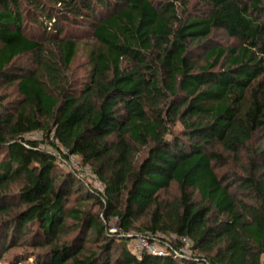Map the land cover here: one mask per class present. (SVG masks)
I'll list each match as a JSON object with an SVG mask.
<instances>
[{
	"label": "trees",
	"instance_id": "trees-1",
	"mask_svg": "<svg viewBox=\"0 0 264 264\" xmlns=\"http://www.w3.org/2000/svg\"><path fill=\"white\" fill-rule=\"evenodd\" d=\"M0 81V261L264 264V0H0ZM148 231L163 250L134 252Z\"/></svg>",
	"mask_w": 264,
	"mask_h": 264
},
{
	"label": "rangeland",
	"instance_id": "rangeland-1",
	"mask_svg": "<svg viewBox=\"0 0 264 264\" xmlns=\"http://www.w3.org/2000/svg\"><path fill=\"white\" fill-rule=\"evenodd\" d=\"M214 38L215 41L218 43H228L231 38H228L227 36H225L222 32H217L216 34H214ZM81 56H78V58L74 61L73 64V72L75 73V75L78 74H82L84 72V63L81 62ZM32 56L30 54L25 55V56H21L19 58H17L14 63L19 64V65H23L25 67L31 66L32 63ZM0 94H5V102H9L10 100H13L15 98L18 97V94L16 92V88L15 85H9L6 84L3 81H0ZM178 126V125H176ZM29 137H33V138H38L41 136V133L38 131L32 132L28 135ZM55 142L57 143V141L55 140ZM43 147H45L46 149L48 148L50 151L54 152L56 155L58 153V151L56 149H54L52 146H50L48 143L46 144H42ZM61 150L63 148H60ZM145 153V149L139 148V151L136 153L134 160H139ZM74 156V159L71 161H60L58 163V167L61 170H75L77 172V174L79 175V177H82L84 179V181L91 183L92 186L96 187L97 184H99L100 182L98 180H100L99 177L96 176V174L93 172V170L91 169V167L89 165H84L82 164V162L80 161L79 157L75 154H72ZM237 164L239 165V163L235 162L234 160H230L228 165H224V166H220V169H225V170H229V168H236ZM102 187L103 184L101 183ZM13 188H15L13 186ZM84 189V188H83ZM100 192H103V190L98 189ZM97 190V191H98ZM78 190H72L70 191L69 195V202L67 203L68 205L74 204L75 202H77L78 200H80L81 198H83V196L79 195ZM166 196L168 197H172L173 195H175L176 192V186L175 184H172L168 190L166 191ZM86 209H90L94 214H98L101 210L99 205L94 204L92 201L88 202L86 204V206H84ZM142 220V219H141ZM141 220H139V222H141ZM107 225H112L114 223V218H109V220L106 222ZM75 230L70 231L66 237L68 238L69 236H72L75 234ZM158 236H163L161 233H157ZM29 236H26L25 238L22 239H29ZM191 244L187 245L190 246ZM132 243L129 242V247L131 248ZM132 249V248H131ZM41 250L40 248L36 247V246H32V245H28V244H19L16 247L10 248L9 251H7V253L3 254L2 256V260L0 261L1 264H7L9 263V260L14 259L17 256H25L27 257V260H24L22 262V264H27L29 262H31L33 260V256H30L31 253H33V251H39ZM191 253V251H190Z\"/></svg>",
	"mask_w": 264,
	"mask_h": 264
},
{
	"label": "built area",
	"instance_id": "built-area-1",
	"mask_svg": "<svg viewBox=\"0 0 264 264\" xmlns=\"http://www.w3.org/2000/svg\"><path fill=\"white\" fill-rule=\"evenodd\" d=\"M41 133V132H40ZM74 159V156L72 154H69L67 159H65V161H71ZM100 183L96 185V187H94L95 189H100L103 190V187L101 185V180H98ZM108 230L110 232H115L117 229L116 227H113L112 225L108 226ZM157 237H160L158 235H156ZM156 236H153L152 233L150 231H148L146 234H137L134 236L133 241H132V246L131 248L133 249L134 252L136 253H140L142 251H150V252H161L163 250V247L161 246L160 242L158 241V239L156 238ZM172 237H175L174 235H171ZM161 238H163L164 240L169 239L167 236H161ZM177 239L179 241L184 242V245L182 246V248H180L181 253L184 254H190V249H189V244L192 243V241H190V239H188L187 237L181 236V237H177ZM198 264H204V263H198Z\"/></svg>",
	"mask_w": 264,
	"mask_h": 264
}]
</instances>
